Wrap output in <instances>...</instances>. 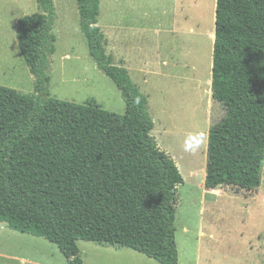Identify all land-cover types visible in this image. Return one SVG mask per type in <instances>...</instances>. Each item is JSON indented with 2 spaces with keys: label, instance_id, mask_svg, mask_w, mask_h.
<instances>
[{
  "label": "trees",
  "instance_id": "trees-1",
  "mask_svg": "<svg viewBox=\"0 0 264 264\" xmlns=\"http://www.w3.org/2000/svg\"><path fill=\"white\" fill-rule=\"evenodd\" d=\"M19 21L34 92L0 85V223L56 244L66 264H84L79 241L131 248L179 264L173 156L152 134L149 99L107 52L100 0H78L97 66L122 91L124 114L95 99L52 96L46 72L56 51L54 0ZM213 99L226 110L209 129L207 188L256 190L264 166V0H217Z\"/></svg>",
  "mask_w": 264,
  "mask_h": 264
},
{
  "label": "rangeland",
  "instance_id": "rangeland-1",
  "mask_svg": "<svg viewBox=\"0 0 264 264\" xmlns=\"http://www.w3.org/2000/svg\"><path fill=\"white\" fill-rule=\"evenodd\" d=\"M100 1L107 52L148 96L152 134L184 177L177 186L179 264H264V166L256 190L205 186L209 129L226 112L211 93L217 0ZM54 3L56 51L46 69L52 96L95 99L124 114L122 91L89 51L78 0ZM114 11H122L123 31L115 30ZM40 12L36 0H0V85L34 92L17 30L24 16ZM79 247L84 264H159L128 247L85 240ZM0 264H66V258L46 238L0 223Z\"/></svg>",
  "mask_w": 264,
  "mask_h": 264
},
{
  "label": "crops",
  "instance_id": "crops-1",
  "mask_svg": "<svg viewBox=\"0 0 264 264\" xmlns=\"http://www.w3.org/2000/svg\"><path fill=\"white\" fill-rule=\"evenodd\" d=\"M114 16H115V24H114L115 30L116 31H123L124 27H122L123 26L122 25V23H123L122 22V11H114ZM125 29H127V28H125ZM214 40H215V33H214ZM211 93H213V92L211 91Z\"/></svg>",
  "mask_w": 264,
  "mask_h": 264
}]
</instances>
